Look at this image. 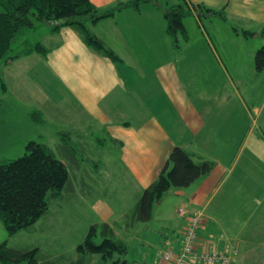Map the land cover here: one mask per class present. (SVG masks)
<instances>
[{"label": "crops", "instance_id": "0c3cea01", "mask_svg": "<svg viewBox=\"0 0 264 264\" xmlns=\"http://www.w3.org/2000/svg\"><path fill=\"white\" fill-rule=\"evenodd\" d=\"M89 1L104 9L120 0ZM182 1L221 9L226 19L185 17L187 40H178L175 48L165 31L166 4L143 3L92 25L119 62L62 27L50 31L52 45L45 55H22L3 66L27 60L24 64L33 63L37 72L51 74L55 97L39 95L50 105L64 103L69 116L68 129L57 131V141L65 134L69 154L61 153V143L55 154L70 164L65 190L78 197L79 188L81 207L89 204L97 212L92 225L107 224L114 236L115 227L137 233V223L128 222L142 191L157 178L170 151L181 147L213 167L190 186L173 190L178 222L162 239L177 250L180 230L202 211L198 248H236L239 263L251 255L246 248L264 246V70L254 65L256 50L264 47V0H174L171 5ZM214 23L225 30L214 26L212 31ZM241 31L255 35L244 37ZM58 84L64 89L59 98ZM177 120L181 132L169 134ZM66 202L74 204L68 195Z\"/></svg>", "mask_w": 264, "mask_h": 264}, {"label": "trees", "instance_id": "16d2710c", "mask_svg": "<svg viewBox=\"0 0 264 264\" xmlns=\"http://www.w3.org/2000/svg\"><path fill=\"white\" fill-rule=\"evenodd\" d=\"M161 0H120L111 6L101 9L95 7L89 0H0V69L2 65L13 61L22 55L39 53L45 55L48 51L40 43L32 45L27 41L24 49L13 52V45L25 31L47 25L51 32L62 27L72 28L81 40L90 48L108 58L119 62L113 51L104 46L93 31L91 25L125 8L137 9L143 3L158 4ZM166 4L163 17L166 21L165 31L173 46L178 48V40H187L183 19L189 15L198 17H219L225 20L223 10L208 8L201 4ZM169 4V5H167ZM237 31V30H234ZM244 37L254 36L251 31H241ZM264 35V29L261 32ZM254 65L257 70H264V47L256 50ZM5 83L0 73V92L5 89ZM42 123V120L39 122ZM61 153L69 154L65 134L62 132ZM45 144L30 141L25 147V153L16 160H4L0 163V221L8 235L27 229L48 211V198L56 197L65 190L69 183V167ZM213 163L207 160L196 161L193 155L181 147H174L167 162L157 178L145 188L137 205L134 207L128 224L148 222L151 219L153 204L159 201L170 189L185 188L208 174ZM98 231L102 236L100 244H96ZM82 243L76 247L79 255H98L103 264H132L124 255L127 245L116 239L107 224L91 225L84 234ZM116 256V259H114ZM28 259L29 264H38L33 251H18L0 244V260L4 264L18 263ZM77 261V260H76ZM78 264V263H71ZM108 264V263H107Z\"/></svg>", "mask_w": 264, "mask_h": 264}, {"label": "rangeland", "instance_id": "374dc122", "mask_svg": "<svg viewBox=\"0 0 264 264\" xmlns=\"http://www.w3.org/2000/svg\"><path fill=\"white\" fill-rule=\"evenodd\" d=\"M173 1L169 0V3ZM207 24L209 23L205 24L206 27L209 26ZM214 26L216 30H225L224 25L214 23L211 27L212 31ZM89 30H93L92 25ZM27 41L32 45L40 43L44 47L52 45L49 27L38 25L34 29L25 31L13 45V52L24 49ZM256 44V41L252 42L253 47ZM250 45L249 41L248 47ZM27 62L29 61H19L7 69L2 65L0 69L6 86V90L0 92V163L4 160H16L22 157L30 141L45 143L54 153H57L56 144L61 143V140L57 141V131L68 129L69 116L66 105L62 103L60 106H54L50 105L48 100L43 102L41 99L44 95L55 97L56 91L53 89L54 82L50 77L51 74L48 71L37 72L33 63L24 64ZM40 91L44 94L43 96L39 95ZM63 91V86L58 84V98L60 93L63 97ZM41 120L42 123H39ZM178 124V120L172 121L170 130H168L169 134H175L176 131L181 132ZM41 125L48 129L41 128ZM99 172L94 171V173ZM93 186L98 188L96 185ZM173 190L174 188L170 189L153 204L151 219L148 222H135L137 233L123 232L122 227V231L115 227L117 235L115 238L123 240L127 245V252L124 255L127 262L154 264L159 260L160 253L167 247L162 236L175 229V223L178 222L175 214L178 205L175 202ZM76 192L78 197L62 190L56 197L48 198V211L44 216L35 225L14 235H8L0 221V244L5 243L8 248L18 251H33L38 264H71L74 262L103 264L98 255H79L76 251L88 227L99 219L97 212L89 204L87 207H81V202L77 200V198L80 199L79 188ZM67 195L73 198V205L66 202ZM113 205L116 209L115 202ZM94 241L96 244L102 241L100 231ZM245 251L251 254L248 255L249 258L233 264H264V246L258 249L246 248ZM107 263L110 264V262ZM0 264L4 263L0 260ZM10 264H29V261L24 259Z\"/></svg>", "mask_w": 264, "mask_h": 264}, {"label": "built area", "instance_id": "2783aa9c", "mask_svg": "<svg viewBox=\"0 0 264 264\" xmlns=\"http://www.w3.org/2000/svg\"><path fill=\"white\" fill-rule=\"evenodd\" d=\"M182 209L178 210V214ZM205 216L202 211L188 218L180 232L179 247L169 246L160 254V261L165 264H233L237 260L238 250H207L198 248L197 232L203 227Z\"/></svg>", "mask_w": 264, "mask_h": 264}]
</instances>
